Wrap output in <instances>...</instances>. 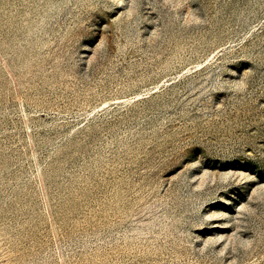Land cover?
Listing matches in <instances>:
<instances>
[{
	"label": "rangeland",
	"instance_id": "rangeland-1",
	"mask_svg": "<svg viewBox=\"0 0 264 264\" xmlns=\"http://www.w3.org/2000/svg\"><path fill=\"white\" fill-rule=\"evenodd\" d=\"M0 264H264V0H0Z\"/></svg>",
	"mask_w": 264,
	"mask_h": 264
}]
</instances>
